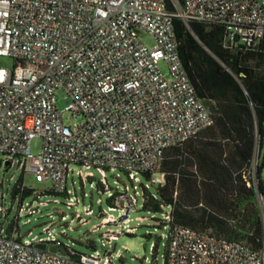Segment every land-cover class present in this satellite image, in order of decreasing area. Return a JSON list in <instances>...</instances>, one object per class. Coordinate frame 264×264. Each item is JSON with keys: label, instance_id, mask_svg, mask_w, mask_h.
<instances>
[{"label": "built area", "instance_id": "obj_1", "mask_svg": "<svg viewBox=\"0 0 264 264\" xmlns=\"http://www.w3.org/2000/svg\"><path fill=\"white\" fill-rule=\"evenodd\" d=\"M173 6L169 9L167 0H0V154L10 167L18 163L23 174L49 183L46 192L58 195L69 196L73 166H81L77 174L82 181L93 178L90 169H96L102 176L100 195L113 203L110 210L120 212L117 221L103 211L106 217L92 229L119 226L102 235L104 248L105 240L112 247L125 232L134 233L129 222L139 195L136 185L134 196L128 188L112 192L107 172L122 170L138 183L140 174H148L163 186L166 151L214 123L182 63L174 19L190 32L197 22L223 26L226 46H253L264 35V0H174ZM144 34L154 39L153 47L143 42ZM7 58L12 65L1 63ZM60 88L72 100L65 111L57 108ZM35 138L42 139L38 155L30 152ZM145 191L148 185L143 208L150 196L157 199ZM43 193L20 203L17 222L48 205L38 201ZM260 209L264 223V203ZM0 211L4 214L5 207ZM172 211L160 204L159 226L168 229L164 264H264V248L253 250L175 224ZM92 214L85 210L86 216ZM75 219L88 222L77 212L67 224ZM17 222L8 230L0 227V264H115L111 252L87 255L63 244L53 234V222L40 241L24 239Z\"/></svg>", "mask_w": 264, "mask_h": 264}, {"label": "trees", "instance_id": "obj_2", "mask_svg": "<svg viewBox=\"0 0 264 264\" xmlns=\"http://www.w3.org/2000/svg\"><path fill=\"white\" fill-rule=\"evenodd\" d=\"M173 2L167 0L171 10ZM191 29L174 19L182 63L214 123L166 151L161 168L165 183L156 188L157 199L147 191L150 199L144 209L159 212L161 203L170 205L175 224L260 251L264 248L258 202V194L264 196V35L253 46H226L223 26L197 22ZM257 140L262 157L252 178ZM32 192L18 181L13 198L21 194V203Z\"/></svg>", "mask_w": 264, "mask_h": 264}, {"label": "rangeland", "instance_id": "obj_3", "mask_svg": "<svg viewBox=\"0 0 264 264\" xmlns=\"http://www.w3.org/2000/svg\"><path fill=\"white\" fill-rule=\"evenodd\" d=\"M141 38L147 46L153 47L155 45V41L151 36L144 34ZM1 63L10 66L13 64V60L7 58L3 59ZM56 95L57 108L60 111H65V108L72 102L71 98L62 88L57 90ZM68 117L69 114L65 113L64 120L66 123L69 122ZM41 149L42 139H33L30 144L31 154L38 155ZM261 157L257 140L253 158L254 165L257 164L258 159ZM73 168L74 172H70L67 182V191L70 192L69 196L66 194H52L46 192L49 183H39L32 174H23L18 163L11 167L10 165H6L5 157L0 154V208L2 206L5 207L4 214L0 211V227L3 226L5 230H8L14 226L21 206L19 201L21 194L14 199L13 191L16 183L23 181V184L33 191L31 195L25 197V200H23L24 204L31 203L36 199L37 194L43 192L38 201L48 202L47 206L40 208V213L27 216L22 215L21 219L17 222L24 239L33 241L45 240L48 237L45 228L53 222L54 224L51 226V229L56 238L79 253L91 255L96 250H99L102 254H105L106 251L111 252L115 264H164V255L166 253V245L168 244V239L166 238L168 229L159 226V221L163 219L162 213L156 211L148 212L142 207L144 186L148 185V192L155 194L156 188H158L160 183H153L151 181L152 176L150 175L148 179L144 174H140V183H138L132 181L128 174L122 170L107 172V184L112 192H125L126 188H128L129 195L134 196V185H136L139 195L137 196V210L131 213V221L129 222V226L135 228L134 233L129 234L125 232L117 242H113V248L105 240L106 246L104 248L102 245V235L108 229L116 231L119 226L110 224L96 232H92V229L101 224L102 220L106 217L101 214L103 211L113 214L117 221H119L120 212L118 210H110L113 203L107 199L106 195H100L99 189L101 187L99 182L102 176L96 169H90L94 174L93 178L82 181L77 174L81 166L77 165L73 166ZM86 171L88 170L84 169V172ZM254 173L256 175V166ZM91 182H94L93 186H91ZM145 194H148L147 191H145ZM100 198L103 200L102 205L98 202ZM38 201L36 204H38ZM69 203L75 204V206H68ZM263 203L264 196L263 201H259V206L262 209ZM87 209L93 210L91 216L85 215V210ZM77 212L88 222L82 225L78 219H75L73 223L68 225L67 223L71 222ZM51 214L52 217H50ZM63 215L67 216L66 220H62ZM139 218L146 219L141 221Z\"/></svg>", "mask_w": 264, "mask_h": 264}, {"label": "water", "instance_id": "obj_4", "mask_svg": "<svg viewBox=\"0 0 264 264\" xmlns=\"http://www.w3.org/2000/svg\"><path fill=\"white\" fill-rule=\"evenodd\" d=\"M6 165H8V162H6ZM35 246L36 248L41 249V250L46 249V244H36Z\"/></svg>", "mask_w": 264, "mask_h": 264}]
</instances>
